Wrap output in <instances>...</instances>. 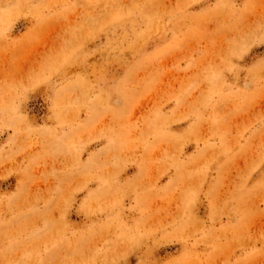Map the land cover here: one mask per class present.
Returning a JSON list of instances; mask_svg holds the SVG:
<instances>
[{
  "label": "rangeland",
  "instance_id": "374dc122",
  "mask_svg": "<svg viewBox=\"0 0 264 264\" xmlns=\"http://www.w3.org/2000/svg\"><path fill=\"white\" fill-rule=\"evenodd\" d=\"M0 264H264V0H0Z\"/></svg>",
  "mask_w": 264,
  "mask_h": 264
}]
</instances>
